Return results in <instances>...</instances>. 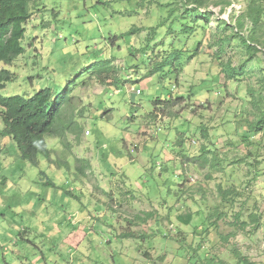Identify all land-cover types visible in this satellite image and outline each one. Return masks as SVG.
Listing matches in <instances>:
<instances>
[{
	"label": "rangeland",
	"instance_id": "rangeland-1",
	"mask_svg": "<svg viewBox=\"0 0 264 264\" xmlns=\"http://www.w3.org/2000/svg\"><path fill=\"white\" fill-rule=\"evenodd\" d=\"M188 2L31 0L2 95H70L54 163L23 161L0 118L16 169L0 168V264H264V33L243 42L250 0H211L206 19Z\"/></svg>",
	"mask_w": 264,
	"mask_h": 264
},
{
	"label": "trees",
	"instance_id": "trees-1",
	"mask_svg": "<svg viewBox=\"0 0 264 264\" xmlns=\"http://www.w3.org/2000/svg\"><path fill=\"white\" fill-rule=\"evenodd\" d=\"M195 7V12L202 14L206 19L208 13H200V9L211 0H186ZM230 3L225 5L229 6ZM33 12L31 9V0H0V62L5 66H10L13 62L25 53L23 40L26 34V25L32 19ZM244 18L247 23H250L251 29L249 36L243 35V42L252 52L259 50L257 39L261 38L260 33H264V0H250L247 10L244 13ZM245 21H240L238 26L241 31L245 30ZM133 31H129L123 36L132 35ZM179 51L173 53L174 59L180 60ZM171 63L168 58L162 63V68L169 66ZM111 68L109 64L100 72L99 76L104 73H109ZM233 69H231V75ZM15 74L9 69L0 68V108L1 121L3 123L2 135L10 137L19 151L23 161L30 163L33 166H38L39 156H43L52 163V151L49 150L46 138L62 139L63 136L57 130L58 121L61 114V109L66 101H69L68 89L62 94H57L51 88H43L36 92L33 96L27 97L22 95L3 96L2 91L7 83L15 81ZM264 129V114L250 125V131L261 132ZM59 166L69 167V163L64 161V164ZM85 168L80 167L79 171L84 174ZM49 185H53L50 183ZM221 193L226 191L220 188ZM255 218V216H253ZM181 222L189 225L192 217H180ZM126 237V236H124ZM236 258L240 264L249 263L247 257L236 251ZM203 264H227L223 261H215L207 259Z\"/></svg>",
	"mask_w": 264,
	"mask_h": 264
},
{
	"label": "crops",
	"instance_id": "crops-1",
	"mask_svg": "<svg viewBox=\"0 0 264 264\" xmlns=\"http://www.w3.org/2000/svg\"><path fill=\"white\" fill-rule=\"evenodd\" d=\"M1 144V146H0V150L1 149H3V145H4V143H0ZM6 148H8L7 146H6ZM7 155L5 154L4 156L3 155H1L0 154V168H1V166H4L5 168H6V166L8 167V171L9 172H11L12 171V174H15V171H16V169H13L12 168V162L10 161V160H8V158H5ZM79 159H81V157H78ZM83 158V157H82ZM7 159V160H6ZM85 159V158H84ZM6 161H8V162H6ZM83 163H85V166H88V162H86V160H85V162H83ZM82 168H84V166H81ZM80 168V167H79ZM86 171V170H85ZM6 180V179H5ZM4 182H2V184H3ZM41 183H43L42 185H46V186H52V187H54V188H57V184H55V183H53V182H51V181H44V180H42V182ZM50 183H52L53 185H49ZM24 186H26L25 187V190H26V193L29 191V190H31V188H30V186H29V188H28V185H24ZM45 198V199H44ZM47 198L48 197H43V199H44V201H47ZM32 200H35L34 198H31V200L30 201H32ZM38 200H41V199H38ZM30 201H29V203H30ZM35 204H37V199H36V201L34 202ZM30 205V204H29ZM43 259V258H42ZM41 261V259L40 258H38V259H35V264H38L39 262ZM6 264H8V263H6Z\"/></svg>",
	"mask_w": 264,
	"mask_h": 264
},
{
	"label": "built area",
	"instance_id": "built-area-1",
	"mask_svg": "<svg viewBox=\"0 0 264 264\" xmlns=\"http://www.w3.org/2000/svg\"><path fill=\"white\" fill-rule=\"evenodd\" d=\"M260 48V47H259ZM135 93H136V95H141L142 94V90L141 89H136L135 90Z\"/></svg>",
	"mask_w": 264,
	"mask_h": 264
}]
</instances>
